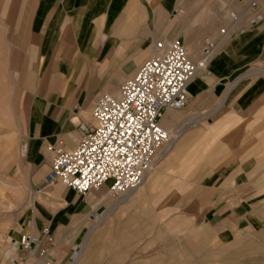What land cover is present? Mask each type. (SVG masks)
Returning a JSON list of instances; mask_svg holds the SVG:
<instances>
[{"label":"rangeland","instance_id":"1","mask_svg":"<svg viewBox=\"0 0 264 264\" xmlns=\"http://www.w3.org/2000/svg\"><path fill=\"white\" fill-rule=\"evenodd\" d=\"M11 2L0 0L5 8ZM180 8L181 30L173 32L170 26L166 39L180 38L194 62L204 55L206 35L215 43L218 37L225 40L220 31L229 29L228 41L236 37L235 26H251L247 19L255 17L253 25H262L253 42L244 44L246 56H239V90L229 92L225 101L189 98L184 108L167 110L162 126L173 133L172 145L157 156L148 177L172 156L174 145L176 155L149 189H135L126 201H121L126 194L111 196L107 187L87 194L102 205L95 217H75L54 229L52 242L43 238L53 264H69L104 219L81 264H264V0H181ZM232 12L239 22L228 17ZM220 103L223 107L210 116ZM82 117L91 120L89 113ZM19 155L16 139L11 152L0 155V264L10 236L25 227L42 236L39 230L49 225L40 220L65 210V194L85 197L63 184L46 186L39 167L25 183L15 168ZM41 189L50 192L46 199L37 193ZM25 256L19 264H38L35 256Z\"/></svg>","mask_w":264,"mask_h":264},{"label":"crops","instance_id":"2","mask_svg":"<svg viewBox=\"0 0 264 264\" xmlns=\"http://www.w3.org/2000/svg\"><path fill=\"white\" fill-rule=\"evenodd\" d=\"M180 1L12 0L6 8L0 4V155L10 153L16 139L20 155L15 168L26 178L25 183H30L31 170L36 167L45 172L42 183H46L52 161L46 147L62 140L66 149L74 148L80 139V125L88 122L82 116L90 114L98 96L118 94L120 84L154 54L156 42L169 36V27L173 32L181 30ZM247 20L251 26L247 30L235 26V38L226 41L230 34L225 40L216 38L217 52L207 70L190 83V99L225 101L229 92L239 90V56H246L244 44L253 42L262 31V25H253L255 17ZM207 40L212 36L206 35L204 42ZM117 84L119 90L114 91ZM221 107L223 103L210 116ZM174 148L164 165L176 155ZM134 192L126 194L125 201ZM37 193L42 199L50 195L45 189ZM95 198L85 195L76 200L65 194L61 198L65 210L43 217L41 223L49 226L39 231L47 228L53 235L57 226L75 217L92 218L102 207ZM104 223L105 219L87 239L75 264L84 261L90 240ZM31 228L24 231L35 234ZM42 246L50 249L46 241Z\"/></svg>","mask_w":264,"mask_h":264},{"label":"built area","instance_id":"3","mask_svg":"<svg viewBox=\"0 0 264 264\" xmlns=\"http://www.w3.org/2000/svg\"><path fill=\"white\" fill-rule=\"evenodd\" d=\"M230 17L233 23L241 20L235 12ZM220 33L227 37L230 30ZM214 48L215 43L207 40L203 57L194 62L180 38L156 42L154 54L120 84L118 94L98 96L91 120L79 127L74 148L66 149L62 140L49 145L54 155L46 186L61 183L84 196L102 187L111 196L139 188L171 140L162 126L165 113L187 106L190 83L207 70ZM41 234L22 230L18 237L10 236L2 264H19L26 257L23 253L35 256L38 264H53L42 243L43 238L52 242L54 237L47 228Z\"/></svg>","mask_w":264,"mask_h":264},{"label":"bare ground","instance_id":"4","mask_svg":"<svg viewBox=\"0 0 264 264\" xmlns=\"http://www.w3.org/2000/svg\"><path fill=\"white\" fill-rule=\"evenodd\" d=\"M229 17H230V15H229ZM230 19H231V17H230ZM91 114V113H90ZM164 127V126H163ZM169 132V131H168ZM170 133V132H169ZM171 134V133H170ZM172 138H173V135L171 134V140H170V142L169 143H167V145L162 149V151L159 153V157H161V156H164L167 152H169L170 150V145H172ZM168 148V149H167ZM167 151V152H166ZM166 152V153H165ZM164 164L165 163H163V164H161V165H159V168L158 169H163V166H164ZM154 166H155V164L152 166L153 168H154ZM152 168V169H153ZM151 169V170H152ZM150 170V171H151ZM150 171H149V173H150ZM149 173L145 176V178H144V180H143V182H142V185L140 186V190L141 189H149L150 188V186L153 184L152 182L154 181V173H152V174H150V176L148 177V175H149ZM135 190V189H134ZM38 191H40V190H38ZM131 192H133V191H130V192H128V193H125V194H129V193H131ZM43 196V195H42ZM126 197H127V195H126ZM126 197H124L121 201H125V198ZM107 198V197H106ZM119 201V200H118ZM119 203L120 202H118V203H116V204H114V206H118L119 205ZM101 220V217L98 219V221H96V222H99ZM91 233L89 232L88 233V235L86 236V239H85V243H84V245H83V247L82 248H84V246H85V244H86V241H87V239L91 236L90 235ZM82 246V245H81ZM23 253V252H22ZM81 251H80V249H79V253L75 256V258L71 261V263L72 264H75L76 262H77V260L81 257ZM23 255H26L25 253H23Z\"/></svg>","mask_w":264,"mask_h":264}]
</instances>
